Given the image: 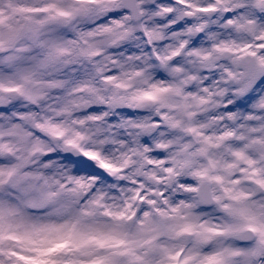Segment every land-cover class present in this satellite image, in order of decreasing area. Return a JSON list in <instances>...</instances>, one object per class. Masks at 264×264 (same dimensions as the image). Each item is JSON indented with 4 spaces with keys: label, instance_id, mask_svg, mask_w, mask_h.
<instances>
[{
    "label": "snow or ice",
    "instance_id": "1",
    "mask_svg": "<svg viewBox=\"0 0 264 264\" xmlns=\"http://www.w3.org/2000/svg\"><path fill=\"white\" fill-rule=\"evenodd\" d=\"M260 20L264 0H0V264H264ZM91 102L109 111L68 119ZM117 105L155 115L127 122L130 143L112 132L124 122L81 130ZM153 128L191 143L165 159ZM141 159L190 171L191 199L129 178Z\"/></svg>",
    "mask_w": 264,
    "mask_h": 264
},
{
    "label": "clouds",
    "instance_id": "2",
    "mask_svg": "<svg viewBox=\"0 0 264 264\" xmlns=\"http://www.w3.org/2000/svg\"><path fill=\"white\" fill-rule=\"evenodd\" d=\"M259 20V17H257ZM261 24H264V20L259 21ZM233 35H236L237 38H243L240 35H237L233 33ZM220 63H227V60H222ZM215 79L220 78V73L216 72L213 74ZM231 90H235V85L231 84L228 86ZM261 89H264V83H259V86L256 87L255 91L260 92ZM211 105H206V106H197L193 109L194 112H196L197 119L202 121V122H207L208 119L211 116V112L207 111L206 109L211 108ZM99 108L101 111H109V109L97 105L95 102H91L87 105V107L83 108L82 110L77 109L74 110V114L72 117L68 118L70 120H77L80 118H83L89 109H96ZM155 112L148 107H137L135 105L128 106V105H117L114 108H111L110 114L107 117L106 121H102L101 124H96L93 122H88L86 128L81 129L82 131H87L89 135L93 136L94 138L97 137V128L103 127L104 132L106 134H111L108 132L107 129V124H121V122H124L126 124V127H121V128H114L112 129V132L117 133L116 139L117 140H124L128 143H130L131 137L135 135L136 129L133 127L132 124H127L128 121H136L139 120L143 117H149L152 118L154 117ZM175 115V114H174ZM75 126V125H74ZM160 131L158 129L153 128L152 132L153 135L149 137L150 140L152 141H157L159 140L160 142L167 143L169 140L173 141L172 146L165 151V159H168L170 156H172L173 153L179 151L180 149L178 148V143L180 142H187L191 143L189 138H184L183 141H176L175 137L179 135L177 132H175L172 129H163V131L167 132L166 136H160ZM143 136H140L139 138V143H143ZM54 148L56 151L60 153L59 156L56 157L57 161L68 167V168H74L75 164L73 161L76 160V154L71 153L69 151H66L63 149L62 146L57 145L56 142H53ZM135 147V145H132ZM108 152L114 157V158H119L120 154L122 152L127 151L128 144L126 143L124 146H121L119 144L113 145L109 144L106 146ZM155 158V157H153ZM164 166L160 165L157 167H151L146 163V159H141L140 163L137 165V169H133L131 171L135 172V176H129V178H135L140 180L142 183H144L147 187L152 188L156 191H163L167 194L168 197H170L172 202H177L180 200H190L191 199V194L185 193L181 191L178 187V184L182 181L186 180H193L194 178L191 175L190 171H183L180 173L179 177H167L165 172L163 171ZM153 177H158L162 179L161 183H156V180ZM112 183H117L119 184V180H113L111 181ZM196 214L200 215H205L206 217H210L216 214V209L212 207L211 205H199L196 208L192 210ZM180 243V242H176Z\"/></svg>",
    "mask_w": 264,
    "mask_h": 264
}]
</instances>
